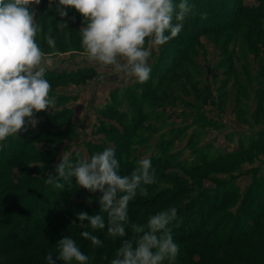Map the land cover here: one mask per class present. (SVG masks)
Returning <instances> with one entry per match:
<instances>
[{
	"label": "rangeland",
	"instance_id": "1",
	"mask_svg": "<svg viewBox=\"0 0 264 264\" xmlns=\"http://www.w3.org/2000/svg\"><path fill=\"white\" fill-rule=\"evenodd\" d=\"M56 2L32 5L42 26L37 41L52 60L45 78L54 103L35 113L34 127L26 123L0 142V264L46 262L49 252L55 259L56 242L65 236L76 240L89 264H110L132 237L130 228L123 238L96 231L103 244L93 247L73 223L81 212L101 214L102 193L79 187L74 178L62 181L63 190L43 179L56 175L62 154L75 160L105 148L115 150L121 175L145 158L156 170L147 195L128 206L132 223L146 224L175 207L169 227L177 238L198 224L213 233L192 242L175 238L180 252L173 264L263 262L264 0H189L195 7L181 33L151 49L145 83L89 63L80 43L82 17L68 9L60 30ZM90 70L95 78L82 83ZM50 216L60 221L44 223ZM248 231L247 238L226 244Z\"/></svg>",
	"mask_w": 264,
	"mask_h": 264
},
{
	"label": "clouds",
	"instance_id": "2",
	"mask_svg": "<svg viewBox=\"0 0 264 264\" xmlns=\"http://www.w3.org/2000/svg\"><path fill=\"white\" fill-rule=\"evenodd\" d=\"M41 0H0V142L18 135L25 125L38 123L35 113L47 111L54 103L51 83L45 73L52 60L37 41L42 26L36 22L32 5ZM51 0H49V4ZM57 28L67 24L68 9L82 17L80 43L89 63L110 67L138 83L149 80L151 49L163 46L177 37L194 5L189 0H58ZM50 48L56 47L51 36L45 38ZM115 150L105 148L91 157L62 154L55 173L48 172L44 183L64 189L73 182L90 192H101L100 213L77 214L80 235L100 247L103 241L94 234L105 230L112 238L125 237L126 227L133 233L124 239L110 264H173L180 252L169 225L176 219L171 207L151 215L146 224L132 223L129 203L137 195L146 196L145 186L156 183V170L150 159L139 161L130 174L121 175ZM107 214V219L103 214ZM90 229V230H89ZM57 253L49 252L47 264H89V256L81 251L75 239L65 236L56 242ZM107 259V257H102Z\"/></svg>",
	"mask_w": 264,
	"mask_h": 264
},
{
	"label": "trees",
	"instance_id": "3",
	"mask_svg": "<svg viewBox=\"0 0 264 264\" xmlns=\"http://www.w3.org/2000/svg\"><path fill=\"white\" fill-rule=\"evenodd\" d=\"M83 74V73H82ZM95 76H96V72L94 71V70H90V72H88V74H84V77H83V79L81 80V82L82 83H85V82H87V81H89V80H92V79H94L95 78ZM166 193V192H165ZM165 193H163V194H165ZM163 194H161L160 193V195H163ZM68 198V193H65V195H64V198H62V201H63V203H64V201H66V199ZM167 201H168V199H167ZM137 202V201H136ZM130 204V206L131 205H133L134 204V201H132V203H129ZM137 204V203H136ZM214 208H216V207H213V209ZM215 210V209H214ZM132 212H131V210L129 209L128 210V216L131 214ZM60 217H55V218H52L51 216L50 217H48L47 219H45L43 222L44 223H46V224H48L50 221H54V222H57V221H60V219H59ZM74 218H76V216L74 217ZM208 221L209 220H207V221H205V223H203V224H205V226H206V223H208ZM199 222V221H198ZM198 224V223H197ZM200 224H202L201 223V221H200ZM204 228V227H203ZM172 230H173V228H171ZM204 230V229H203ZM203 230H201V228L199 227V224H198V227L196 228V230L194 231V229H192V230H189V231H187V233L186 232H182V235H183V237L184 238H177L175 235H174V232H172V234H173V237H174V240H175V238L176 239H180V241L179 242H192V241H196V240H198V239H201V238H203V239H210V234L212 235L213 233H210V232H208V233H205ZM37 231L39 232V229H37ZM249 234H250V232L248 231V232H246L244 235H242V236H240L239 238H237V239H235V240H233V239H228L226 242V244H228V245H231L232 243H234V242H237V241H240V240H242L243 238H247L248 236H249ZM11 237H12V235H11ZM208 237V238H207ZM13 238V241L15 240L14 239V236L12 237ZM12 238H11V240H12ZM30 239L26 242V241H23L24 243H25V245L27 246V243L28 242H31L30 244H29V246H31V244H33L34 242H35V240H36V237L34 236L33 238L32 237H29ZM15 242H18V240L17 241H15ZM14 242V243H15ZM22 242V243H23ZM14 243H13V247H14ZM17 245V244H16ZM19 245V244H18ZM21 245V244H20ZM34 264H47V261L46 262H35ZM57 264H59L58 263V261H57ZM260 264H264V261L263 262H261Z\"/></svg>",
	"mask_w": 264,
	"mask_h": 264
}]
</instances>
